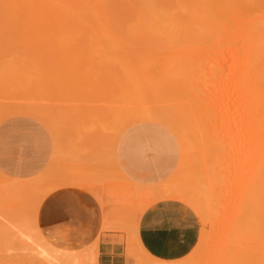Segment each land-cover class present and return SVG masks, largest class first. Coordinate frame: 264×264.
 Returning a JSON list of instances; mask_svg holds the SVG:
<instances>
[{
	"label": "rangeland",
	"instance_id": "rangeland-1",
	"mask_svg": "<svg viewBox=\"0 0 264 264\" xmlns=\"http://www.w3.org/2000/svg\"><path fill=\"white\" fill-rule=\"evenodd\" d=\"M98 1L99 2L102 1V3H100V5L102 4L101 7L103 6L102 11H103V9H105V11H104L105 13H103V15H106V12H110L107 14V15H109V17H106V19H111V20H109V24L112 25L110 27L113 29H116V31L115 30L114 31L119 33L120 35H122V36L126 35L124 33L129 31V30H126V27L132 26V25H130L131 24L130 21L132 19V14H131L130 10H128V11L125 10V9H127L126 7H129L128 4L125 2H131V1L130 0L129 1H126V0H98ZM153 1L155 3H156V1L158 3L160 2L159 4L156 3L157 4L156 9L162 7V9L166 10L169 8V10L162 11V12L172 11V13L174 14L175 11L173 8H175V7L172 8V6H176L178 8V12L176 11L177 14H175L176 15L175 17L176 18H177V16H179V18L183 17L182 19H186L185 17H188L187 18L188 20H192V19H190V18H192L190 16L192 15L191 13H194L195 12L194 10L197 8V6L194 7L195 5L198 4L199 6L200 5L202 6L205 4L206 6L207 5L214 6L213 3L216 2V0L214 2H212L213 0H198V1H204V4H199L197 2L194 3L197 0H192L190 2H188V0H177V1H183L184 4L181 3L183 5V6H181V5H178V2L176 0H153ZM206 1H210V4H209V2H207L208 3L207 4ZM43 2L46 4H44ZM119 2L120 3L124 2L122 4L123 6ZM93 3H94V0H43V1L42 0H0V70L4 74L6 71L8 75L7 74H5V75L11 77V78L7 77V80H8L7 81L5 79L6 77H4L5 76L4 74H3V76H1L2 73L0 71V76H1L0 80L2 81L4 79L3 83L0 82V87H1L0 88V98H1L0 99V106L3 105V107H6V109L4 108L5 110L3 109L2 106L0 107V111L2 114V115L0 114L1 115L0 116V122L3 121V119H5V117H6V119H9L10 121H12L13 129L11 130L10 133H13V132L15 133V132H17L16 130L22 131V136L24 138L26 137L28 139L27 150H29V152L27 151V153H28L27 155L32 156L33 162L35 161V159H37L38 164H39V168L37 167L36 169H32V168L28 169L29 171H32V175L30 177L16 178L11 183L5 182V185L12 188L13 191L11 192L10 195H5L2 197L0 196L1 199L4 200V204H9L10 202L21 204V206L24 208V211L22 213H25L26 217H21V218L18 217L17 218L15 215L14 217L12 216L13 218L11 217V219L7 218L8 214L11 216V214L13 213V210H10V211H7L6 213L0 214V224H1L0 225V264H98V246H97L98 239H96L93 243H91L88 247H86L84 249L75 250V251H72V250L71 251H65V250H61L59 248H56V247L52 246L51 244L47 245L45 243V239L40 237L41 234L38 231L37 223H36L37 209H38L39 204L41 203L40 199H42L46 196L45 193L51 192L54 189H57V188L62 187V186L80 187L82 189L87 190L88 192L92 193L95 196V198L97 199L98 203L100 204V207H101L102 212H103V226L106 224H108L110 226L104 230L114 231V232L120 233V239L122 240V242L125 245V254H126L127 258H128V254H127L128 248L130 247L133 249V252H134L133 256H132L133 258L131 257V259H133V264H164V261H159V260L151 257L141 247L139 240H138V237H137L138 215H139V213H142L151 204H153L157 201L171 199V200H177V201H180V202L186 204L188 207H190L194 211V213L196 212L195 213L196 216H199L198 219H200V217L204 218L205 211L203 209L199 208L198 193L194 192V190L196 189V187H195L196 185L201 187V189L203 188L205 190V192L207 191L205 194L207 196V199H206V196L204 195V199H200V200H202L204 202V204L207 206V208L210 211L209 215H211V216H209L210 218L208 219V221L206 220V222L199 220V222H200V236H199L198 242H197L196 246L194 247V249L185 258H186V260H188L194 264H223V262L226 261L229 256H232V254H230L231 241L229 239V232H230V223H232V221H233L235 210L237 208V203L235 201H232V199L234 200V198H235L234 193H233L234 188H233V186H231L230 184L227 183V181L225 180L226 179L225 176H221L219 178V180L217 182V183H220L219 188H214V185H211V186L208 185V184H210L211 181L205 180V178L201 174H200L201 175L200 177H195V176L191 175V178H194L193 179L194 181L189 177L190 174L188 175L185 172L187 170L186 165H185L186 163H188L189 165L192 164L193 166L195 165L197 167V169H196L197 171H199V170L201 171V169H202L201 168L202 162L200 163L199 160H197V155H199V156L202 155V152H200L201 150H199V149H201V147H200L201 144L200 143L198 144V150H199L198 154L194 155L195 153H193V151L197 149V148H195V147H197V145H194L197 142L192 143V141L194 142V140H193L194 138L192 139V141L189 140L190 141L189 145L191 148L189 147L188 148L189 151H186L187 153L184 155L183 152L181 151L180 142L178 141L175 133L171 129H169L166 125H164L163 123H160L158 121H147L145 124H142V123L140 124V123H137L134 121V117L133 118L130 117V119L132 118L130 121L133 120V122H131L132 124H129L126 126L127 120L126 121H119V120L123 119V118H121L122 116L124 117L126 115H127L126 118L129 119L128 114H130V111L126 108L121 110L122 106L125 104L123 101L121 102L119 100L120 97L118 94L121 92L120 90H122V89L119 90V88H121V86L118 87V85L115 84L116 86L113 85V87L116 90H114V89L112 90V89H109L110 87H108V86L102 87L99 85H92V86L88 87V84H87L88 88L95 87L96 91H99L98 89H100V90L102 89V92H107V93L102 94L101 92L94 91V92L90 93V95H89L88 92H90L91 90L88 89V90H85L86 91L85 93H87L88 95H81V92L83 93L84 91H80L78 89H77V91H75L74 89H72V88H74V85L71 84V81H73L71 77H77L78 75H75V74L77 73L76 71H78L77 74H80L79 75L80 79L78 76L77 80H74V81L79 82L80 80H82L81 78L84 79V77L86 78L89 75L86 74V72L84 74H86L87 76L82 75L81 74L82 72L79 73L80 71L77 68L78 67L80 68V66L82 67L81 60H76V59H73V57H69V56H67V57H69V59L72 58L73 60L71 59L69 61L68 60L66 61L65 59L67 57H64L62 55L64 60L59 61V63H61V65H62L61 68L63 69L64 67L66 68L69 66L70 68L71 67L75 68L76 73L74 72V70H71L70 72H69V70L64 71V69L59 70L61 68H59L60 65L58 64L59 66L56 65V69L52 68V70L54 72L50 69L51 70L50 74L54 73L57 75V77H53L54 74H52L53 76L51 75L54 79L56 78V80L54 82L52 80L47 81V82L48 83L49 82L54 83V84L51 83L53 86L61 83V84H59L60 86L58 85V88H60V89L62 88V91L59 90V92H61L60 94L62 95V98L64 99V98H66V96L67 97L71 96V97H69L70 99H65L66 100V101L64 100L65 102L64 101H61V102L58 101L57 102L56 100H54L51 97L52 98L51 100L52 101L54 100L55 102H49V99H50L49 92L51 91L50 90L51 88L48 87L49 88L48 90L45 89V90H42L41 92H39L42 94L41 97H42L43 102H42V100L40 101L41 97H38L40 94L35 95L38 93V91H37V93L36 92L34 93L32 91L34 93L35 98L33 96H31L32 100L30 98L29 102L26 101L28 99L26 97H28V95L30 97V94H31L30 91L35 89V88H33V89L31 88V90L29 91V89L27 87V90L30 93H28V95L25 94L28 92V91L25 92L26 90H24L26 87L25 81L27 83V81L30 80L29 79L30 76L31 77L34 76V79H35V76H37L36 74L40 75V77L43 76V79H45V81H46V76L47 77L50 76V75L48 76L49 73L46 69L50 68L51 66L55 67V64H51V62L56 63L58 60V59L56 60L54 58V60H56V62L52 61V59H53L52 57H56L59 55L58 53L62 52V51L57 49V48H59L58 45H56L55 43H51L52 41H54V42L56 41L53 38L54 37H60L63 34L65 36H67V35L69 36L70 34L75 33V32L70 33L69 31L71 29H73L71 27L73 24L76 25V23L73 22V20H72L73 18L70 17V15H67L68 12L65 11L64 9L69 8L68 10L70 13L80 14L81 16H83V18L85 17L84 19L82 18L83 20H85L83 22L88 23V20L90 18H93L90 20H94V17H89V16H94L93 15ZM201 3H203V2H201ZM185 4L188 6H185ZM116 5H117V7H116ZM159 5H162V6H159ZM189 5H190L191 9H190ZM205 5H204V7H205ZM215 5H216V3H215ZM152 6H154V4H152ZM152 6L148 5V7H147L146 12H150V14H152V15H149V18L152 16H156L158 13L159 14L158 16L159 17L161 16L160 19L163 18L162 21L158 19L159 17L156 18L157 16L152 17L151 19L157 20V21L159 20L160 21V22L158 21L159 24L161 22L163 23L164 18L167 15H164V16L160 15L161 12L160 11L156 12L154 10V8H152ZM180 6H181V8H183L184 6L187 7L186 9L188 10V12L185 13V15H182V11L186 12L185 11L186 9L184 8L182 10V9H180ZM209 6H208V8H209ZM212 6H210L209 9L212 12H214V9H212L213 8ZM123 7H125V8H123ZM214 7H216V6H214ZM122 8L124 11L122 10ZM113 10H115V11H113ZM256 10H258V9L256 8ZM118 11L120 13H117ZM191 11H193V12H191ZM196 11H198V10H196ZM216 11H217V9H215V12ZM114 12L116 14H114ZM126 12H128L130 16H128L127 15L128 13H126ZM184 12H183V14H184ZM212 12H210V14H212ZM154 13H155V15H154ZM188 13H189V16H186V14H188ZM55 14L60 15V16L59 17L55 16ZM168 14L172 15L171 13H168ZM62 15L64 17L66 16L67 18L62 17ZM122 15H123V17H122ZM86 16H87V18H86ZM179 18H177V19H179ZM182 19H179V20H182ZM188 20H186V21L184 20L185 22H188V24H185V27L187 25L190 26V23H192L191 27L194 30V28L197 26V23L194 22V20L192 22H190ZM184 21H183V23H184ZM84 23H82V25L84 26L83 28H81V26H80V27H77L79 29H77V28H75V29H77V30L83 29L80 31V33L82 31L83 32L86 31L85 34L88 31V30L84 29L85 27H87V29L90 28L93 30H97L99 28L100 30H102V28L100 26L94 27L93 26L94 22L91 23L92 25L89 23L91 25V27L88 26V24L86 25ZM123 23H127V24H123ZM60 24L63 27H59ZM95 24H97V23H95ZM113 25L115 27H113ZM126 25H130V26H126ZM58 28H61V30H63V31H60V29H58ZM131 29H132V27H131ZM185 29L189 30V27L187 26ZM40 30H42V31H40ZM65 30L68 31L67 35H66L67 31H65ZM74 30H72V31H74ZM133 30L135 32V29H133ZM188 30H186V31L188 32ZM130 31H132V30H130ZM166 31H168V30H166ZM169 31H174V29L169 30ZM179 31H183V30H179ZM186 31H185V33H186ZM190 31H191V29H190ZM92 32H94V31H92ZM129 32L127 33L128 35H126V36H133V34L130 35ZM158 32L159 31H156L157 34H159ZM162 32H164V31H162ZM41 33L44 37L41 35ZM50 33H51V35H50ZM96 33H98V32H96ZM172 33H174V32H172ZM181 33H183V32H181ZM44 34L46 35L47 38L45 37ZM55 34H57V35H55ZM92 34L93 35L89 34V35H91L90 37L88 36L90 40H84V38H87V37L82 36L83 38H81V39L79 38L81 40V42L79 44H76L75 46H71L73 44H70V46H69L70 48L76 49V50L78 49L77 52L82 53L81 56L78 57L79 59L83 60L84 58H86L83 56L87 55V57H88V54H91L90 51H88V48L94 54L97 52V49L95 52V49H92L93 46L90 45L89 43H92L94 45L96 42L94 40L95 39L98 41L102 40L103 38H101V37H103V35L100 34V36H98L99 34H97V35L95 33H92ZM174 34H176V33H174ZM38 35H41L43 39L41 38V36H38ZM58 35H60V36H58ZM82 35H84V34H82ZM113 35H115V33H113ZM178 35H181V34H178ZM178 35H177L176 39L179 38ZM37 36H38V38H37ZM122 36H120V37H122ZM161 36H163V35H161ZM39 37H40V39H39ZM107 37L108 36H106V37L104 36V38H107ZM117 37L120 38L119 36H117ZM174 37H175V35H174ZM186 37H189V36H186ZM36 38H37V40H36ZM45 38H46V40H45ZM61 38H63V37H61ZM69 38H71V37L69 36ZM93 38H95V39H93ZM127 38L128 39L131 38L132 41L135 39L133 37H127ZM165 38H167V37H165ZM30 39H34V40H32L30 42ZM120 39L123 41V38H120ZM155 39L157 40L158 38H155ZM155 39L153 41H155ZM185 39L187 40V38H184V35H182V38L179 41L183 42V40H185ZM209 39H211V38H209V36H207L206 38L203 39L204 40L203 42L209 43L210 42ZM63 40H67V39H65V37H64ZM77 40H78V38H77ZM142 40H144V39H142ZM167 40H169V39H167ZM57 41H59V40H57ZM104 41H105V39L102 40V42H100V44L104 43ZM134 41H136V40H134ZM169 41L172 42V41H174V39L169 40ZM147 42H149V41H147ZM28 43H30V44H28ZM128 43H127V41H125L124 45L126 46ZM135 43L140 44L143 42L136 41ZM196 43H197V41H196ZM196 43H194V44L198 45ZM201 43H202V41H201ZM53 44L55 46H53ZM151 44H153V43H151ZM156 44H158V43H156ZM190 44H187V45H190ZM66 45H68V44H66ZM108 45H110V44H108ZM111 45H113V44H111ZM115 45H117V44H115ZM131 45L135 46L133 44H131ZM146 45H147V43H146ZM180 45H182V44H180ZM187 45H183V47H185ZM96 46H98V45H96ZM136 46L140 47L138 44H136ZM142 46H144V45H142ZM66 47H68V46H66ZM102 47H104L103 48L104 50L106 48H109L106 46H102ZM102 47L100 46L98 48L101 49ZM116 47H119V46H116ZM116 47L114 46V50ZM126 47H128V46H126ZM148 47H150V46L148 45ZM175 47H178V46H175ZM128 48H130V47H128ZM153 48L151 47L152 50H154ZM65 49L68 50V48H63L62 50L66 51ZM122 49H123V47H122ZM122 49H121V51H123ZM76 50H75V53L77 54ZM139 50L141 51V49H138V52H139L138 54H140ZM38 51H39V53H38ZM158 51H160V50H158ZM118 52H120V51H118ZM118 52L114 51V53H118ZM132 52H134V51H132ZM141 52H143V51H141ZM147 52L145 51V53H147ZM33 53H34V55H33ZM75 53L72 52V55H74V57H76ZM148 53H150V52H148ZM155 53H158V52H155ZM44 54H46L47 56ZM67 54H69V53H67ZM97 54H100V52ZM103 54H105V53L103 52ZM109 54H107L109 56L108 57L109 59L112 60V59L116 58V56L113 57V54H111V53H109ZM123 54L129 55L131 53L130 52L128 53V51H126V53H122V54L120 53V55H123ZM49 55L51 57L50 58L51 60H48ZM78 55H80V54H78ZM107 55L105 54L104 58H107L106 57ZM157 55L158 54H156V56ZM165 55H167V53H165ZM158 56L162 57L161 54ZM62 57L60 58L61 60L63 59ZM150 57H152V56L150 55ZM166 57L167 56H165L163 58L166 59ZM152 58H150V60ZM155 58H157V57H155ZM36 59H40V60H36ZM92 59L95 61L98 58H96V59L92 58ZM100 59H101V57H100ZM100 59H98L99 61H97V65H95L96 63H94V66H100V65H98V62H101ZM102 59H103V57H102ZM127 59H128L127 60V63H128L129 58H127ZM131 59H132V57H131ZM165 59L161 60L159 58V60H161L160 61L161 63H162V61H165ZM29 60H30V63H29ZM125 60H122V61H125ZM159 60H157L156 62L158 63ZM169 60H171V59H169ZM24 61H26L27 63L26 62L24 63ZM43 61H45L46 63ZM49 61H51V62L49 63ZM65 61L67 63L70 62V64H72V65L68 64V66H67V63H63ZM73 61L74 62L78 61L77 64L80 62L78 64V67H76L73 63H71ZM119 61L122 62L121 60H119ZM160 62H159V64H161ZM90 63L93 64V62H91V61H90ZM106 63H108V62H106ZM151 63H153V61H151ZM48 64H50V66ZM121 64L122 63H120L119 65H121ZM123 64H125V62H123ZM132 64H134V63H132ZM159 64H157L156 66L155 65H153V66L157 67ZM13 65H14V67H13ZM83 65L89 66V64H86V63ZM150 65H152V64H150ZM32 66H33V68H32ZM105 66L108 67V65H105ZM115 66H118V65H115ZM135 66H138V65L135 64ZM2 67H6V68L11 67L10 69L8 68L10 70V72L11 71L13 72V70H14V71H17V73L20 72V70H21L19 67L26 69V70H28L27 67H30L29 70L32 68V70H34L36 72V74H33V75L29 74L30 75L29 78L25 76L26 78H28V80H25V77H24V80H25V81L23 80L24 82L23 81L18 82V79L21 77V76H19V73L17 74L15 72V74H14V72L13 73L11 72L9 74L8 73L9 70L7 69L8 70L7 71L6 69H4L5 70L4 71ZM113 67L114 66L111 64L110 68H113ZM127 67L132 68L128 65H127ZM158 67H159L158 69H161L160 65ZM97 68L98 67L93 68V66H92L89 69L90 73L95 71ZM133 68H135V67H133ZM11 69H13V70H11ZM80 69H82V68H80ZM84 69H86V68H83V70ZM107 69L109 71V68H107ZM113 69H115V68H113ZM113 69H111V71H113ZM155 69H157V68H155ZM57 71H61V72H59L61 75L60 77H59V75H58L59 73ZM105 71H107V70H105ZM153 71H155V70H153ZM158 71H160V70H158ZM22 72L23 71H21V73H20L21 75H22ZM124 72H122V73H124ZM151 72H152V70H151ZM27 73H31V71L27 72ZM87 73H88V71H87ZM97 73L99 74V72H97ZM102 73H104V72H102ZM102 73H100L99 75H102ZM156 73L157 72H155V74ZM107 74H111V73H107ZM159 74H161V72H159ZM92 75H94V74H92ZM117 75H119V73L116 74V76ZM17 76H19V78H17ZM44 76H45V78H44ZM104 76H107V75H102V76H98V77L104 78ZM116 76H114V77H116ZM152 76H154V75H152ZM61 77L63 80L61 79ZM108 77H110V75L104 79L102 78L106 84H110V83H107V81H106V80H108ZM121 77H124V76H121ZM156 77H158V76H156ZM160 78H162V77L160 76ZM40 79L43 80L42 78H40ZM66 79L71 80V81H67ZM118 79H120V78H118ZM118 79H116V81ZM123 79L126 80L127 78L126 77L121 78V80H123ZM41 80H39V83ZM88 80H92V77H90V79L87 78V81ZM111 80H113V79H111ZM45 81H43V83ZM60 81H62V82H60ZM98 81H101V80H98ZM98 81L96 80V82H98ZM7 82H9V83H7ZM96 82H93V83L96 84ZM21 83H23V84H21ZM35 83H38V82H35ZM35 83L32 82V84H34L33 87L35 86ZM43 83L41 82V85H43ZM72 83H74V82H72ZM80 83L83 84V82H81V81H80ZM111 83L114 84L113 82H111ZM117 83H119V81H117ZM44 84H47V83H44ZM76 84H78V83H75V86H76ZM102 84H104V83H102ZM112 84H110V85H112ZM13 85H16V86H14L15 89L12 91V93H13L12 94L11 90L13 87H11V86H13ZM37 85H40V84H37ZM80 85L78 86L79 88H84V87H82V85L81 86ZM120 85H123V83ZM124 85H126V84H124ZM29 86H30V84H29ZM46 86L47 85H45V87ZM8 87L11 90H9ZM40 87L42 88L44 86H40ZM55 88H57V86ZM6 89H8L10 91V93ZM66 89H68V90H66ZM127 89L130 90L129 88H127ZM82 90H84V89H82ZM44 91L45 92L48 91V95H47V92L45 93ZM78 91H80V92H78ZM52 92H54L53 89H52ZM114 92H116V93H114ZM122 94L126 95L125 93H122ZM46 95H47V97H45ZM61 95H59V96H61ZM105 95L107 97H109V96L113 97L112 99L116 100V102H118L122 105H117V104L113 103L115 101L112 102V100L108 98L110 100V105H111V106L109 105V107L113 108L115 106L116 110L107 108L106 106L108 105V102H107V101H109L108 99L104 100L103 102H99L100 100H102V98ZM73 96H74V99L77 98V100H74V102H71L72 101L71 99ZM81 96L84 97V99L79 100L78 98H80ZM88 96H91V99L97 98L99 101L98 100H90L92 102L86 101L87 99L85 97H88ZM3 97L5 99H3ZM12 97H14V98H12ZM57 97H58V95H57ZM22 99H24V100H22ZM10 100H12V102ZM68 101H70V102L68 103ZM94 101L98 102L99 103L98 105H100L102 109L101 108L97 109L100 106L98 107L97 103ZM62 102H64V103H62ZM150 102L152 103L154 101L150 100ZM160 102H162V101H160ZM20 103H21V105H20ZM42 103H43V105H42ZM57 103H58V105H59V103H60V105H62V104L63 105L62 106L59 105V107H58ZM154 103L158 104L157 102H154ZM24 104L25 105L27 104V108H23V107H25ZM64 104H66V105H64ZM159 104H162V103H159ZM28 105H30V106H28ZM31 105H33V106H31ZM53 105H55V106H53ZM67 105H69V106L72 105V107H75L76 109H77V107L80 106V109L78 108L79 110H76L75 108H73V109L70 107L66 108L65 106H67ZM104 105L109 110H105L104 109L105 107H103ZM119 106H121V107H119ZM7 107H8V109H7ZM17 107H19V108H17ZM55 107H58V108H55ZM117 107H119V110L121 112H123L121 114V116H120V113H118L117 114L118 117L115 114L118 112ZM22 108H23V110H26L27 113H26V111H23ZM17 109H19L21 111H19ZM6 110H8L9 112H7V113L11 114V115H7ZM111 110H113V111H111ZM20 112H22V113H20ZM23 112H25L26 114H24ZM29 112H30V114H29ZM63 112H64V114H63ZM79 112L81 113L80 115H79ZM101 112H103L104 114H102ZM35 113H37V114H35ZM33 114H35V117ZM109 114H112V115H109ZM77 115H79L80 117H77ZM8 116H10V117H8ZM24 116L31 117V118L39 121L47 129V131L49 132V134L52 138V158H51V161L48 163V165H43L45 162V159L47 158L46 156H47V148H48V138H47L46 132L44 131V129L40 125L37 127L36 126L30 127L29 128V135H31V138H30V136L25 133V130H26L25 119L26 118ZM36 116H37V118H36ZM38 117L41 119H39ZM76 118H77V121L75 120ZM98 118H102V119H98ZM112 118H114V119H112ZM87 119H90V120H88L89 122L87 121ZM130 121H128V122H130ZM65 122H67V123H65ZM78 122H80V123H78ZM50 123H52L54 125L52 126V125H50ZM92 124L94 126H92ZM148 124H150L154 127V128H152L153 130L150 129V131L153 132V131H158V130H164L165 132H168L171 135V137L174 139V141L176 142L177 160H178L177 164H176L173 172L171 173V175L164 182H160L157 184H155V182H157L159 179H161L163 177V175H165L167 173V171H168L167 166L162 167V169H157L158 167L155 169V165H153V167L149 166V164H148L149 162H147V158H146V155L144 153H146V151H148V150L157 152L158 151L157 146L162 147L165 150L171 151L172 145L169 142V140H167L166 138H163V139L160 138V139H158V141H154L153 143L150 141L149 143L146 142L144 144L142 143L140 145H134L133 149H131L129 147V143H132V142L135 143V140H137V138L141 136L140 135V133H141L140 127H148ZM183 124L189 128V125L187 123L183 122ZM99 125H101V126H99ZM135 125H138V129L136 128L131 132H126L127 134L124 133L126 130L134 127ZM95 129H97V130H95ZM71 132H73V133H71ZM91 132H93V133H91ZM123 133H124V135H122ZM121 135H122V137H121ZM54 136L56 138H58V139L60 138V139L56 140ZM39 138H40V140H39ZM97 138H100L101 140L97 139ZM119 138H120V140H119ZM197 141H198V139H197ZM112 142L115 144V146L113 145ZM39 143H41V144H39ZM31 145H33V147ZM207 145H209V143H207ZM38 148H39V150H38ZM43 149H44V151L41 152L40 150H43ZM39 151H40V153H39ZM207 151L209 153H211L210 148H208ZM194 156H196V157H194ZM115 159H120V160H122V162L121 163L116 162ZM156 160L157 159L155 158V161ZM41 164H42V166H41ZM49 164H50V166H49ZM132 168H134L138 171L139 170L141 171L143 169V170H145L146 173L143 175L142 174L138 175L135 172H132ZM39 171H45L47 173L50 172L52 174V176H48V175L44 176ZM188 173H190V172H188ZM12 178L13 177H10L9 179H12ZM9 179H7L5 177V180L8 181ZM186 182L187 183L192 182V183L186 184ZM193 182H195V184H193ZM197 182L199 184H197ZM191 187H194V190H192ZM26 188L28 189V192H30L31 194H34L35 198L40 200L36 205L34 203H32V201H29V200L26 201V199L23 198V195H25V192L27 193V191H25ZM189 189L192 192H190ZM149 192L153 193V197H151V196L149 197V195H148ZM195 193H197V194H195ZM6 196H8V197H6ZM33 205H35V206H33ZM200 215H202L203 217ZM6 221L8 222V224ZM128 241L130 243H128ZM62 251L64 253H61Z\"/></svg>",
	"mask_w": 264,
	"mask_h": 264
},
{
	"label": "bare ground",
	"instance_id": "bare-ground-1",
	"mask_svg": "<svg viewBox=\"0 0 264 264\" xmlns=\"http://www.w3.org/2000/svg\"><path fill=\"white\" fill-rule=\"evenodd\" d=\"M126 1H129V0H126ZM130 1L131 2H125L129 6V7H126L127 9H125V10L131 11L132 19L130 21L131 22L130 25H132V26L126 25V26H130V27H126V30H129V31L132 30L133 32L132 31H130V32L124 31L125 32L124 34L128 35L127 33L129 32V34L130 35L133 34V36H126V35L122 36L119 33L115 32L116 29H113L110 27V26H112L109 24V20H111V19H106V17H109V15H107V14L110 12H106V15H103V13H105L104 12L105 9H103V11H102L103 6L101 7L102 4L100 5V3H102V1L99 2L98 0H94V3H93V15L94 16H89V17H94V20H90V19H93V18H90L88 20V23L83 22V21H85V20H83L85 17L83 18V16H81L80 14L70 13L68 10L69 8L64 9L65 11L68 12L67 15H70V17L73 18L72 19L73 22L76 23V25L75 24L72 25L71 28H73V29H71L69 31L70 33L71 32H75V33L74 34L69 33L70 34L69 36L71 37V38H69V36L67 35L68 31L65 30V31H67V33H66L67 36H65L64 34L62 36L58 35L60 37H54L53 38L54 40H56L55 42L50 41L51 43H55L56 45H58L59 48L61 47L60 49L59 48H57V49L62 51V52L58 53L59 54L58 56L55 55L56 57H52L53 58L52 61L56 62V60L58 59L56 63L49 61V63L51 62V64H55V67L51 66L50 68L46 69L49 73L48 76L49 75L50 76L49 77L46 76V81H45V79H43V76L40 77V75L36 74V72L34 70H32L33 66L30 70H29L30 67H27L28 70L19 67L21 70L18 73H19V76H21V77L19 78V76H17V78H19L18 82L23 81L25 76L29 78V76L31 74L37 75V76H35V79H34V76H32V77L30 76V78H29L30 80H28V78L25 77V80H28L27 83L24 80L25 86H26L24 89V90H26L25 92L28 91L27 87H28L29 91L31 90V88L32 89L35 88V89L30 91L31 92L30 97L28 95V93H30L29 91L27 93H25L28 95V97H26V98H28L26 101L29 102L30 98L32 100L31 96H33L35 98L34 93L35 92L37 93V91H38V93L35 95L40 94L38 97H41L42 94L39 92H41L42 90H45V89L48 90L49 88H51L50 92L52 94L53 93L55 94V95L54 94L52 95L49 92V97H50L49 102H55L54 100H56L57 102L58 101L61 102V101H64L65 99H70L69 97H71V96H69V97L66 96V98H64V99L62 98V95L60 94L61 92H59V90L62 91V88L61 89L58 88V85L61 83L53 86L52 84H54V83L51 82L52 83L51 84L50 82L49 83L47 82V81H51V80L54 82L56 80V78L54 79L53 77H57V75L54 73L50 74V72H51L52 68L56 69V65L57 66L60 65L59 68H61L62 65H61V63H59V61L64 60L62 55L64 57L69 56V57H73V59L81 60L82 67L80 66V68H82V69H80L78 67V64L80 62L78 64H77L78 61L77 62L73 61L71 63H73L76 67H78L77 69H79V71H80L79 73L82 72L81 74L84 76H87L86 74L89 75L86 78L84 77V79L81 78L82 80H80V81L83 82V84H81L80 81L79 82L74 81V80H77V78L80 74H77L78 71H76L77 73L75 72V68H72V67L70 68L68 66V64L69 65H72V64H70V62L67 63L66 61L67 60L69 61L72 58L69 59V57H67L68 59L66 58L65 59L66 61L63 62V63H67V66H68V67H66L67 69L63 66L64 71L69 70V72H70L71 70H74V72L76 73L75 75H78L77 77H71L73 81L67 80V79L66 80L71 81V84L74 85V88H72V89H74L75 91H77V89L80 91H84L83 93L81 92V95H88L87 93H85L86 92L85 90H88V89L91 90L90 92H88L89 95H90V93L96 91L95 87H93L94 89L88 88L89 86H92V85H99L102 87L108 86V87H110L109 89H112V90L114 89L113 85L116 86L115 84H117L118 87L121 86V88H119V90L122 89V90H120L121 94L120 93L118 94L120 97L119 100L121 102L123 101L125 103L122 106L121 110L126 108L130 111V114H128L129 119L126 118V116H127L126 115L124 117L122 116L121 118H123V119H121L119 121H126L127 120L126 121L127 122L126 126H127L129 124H132L131 122H133V120L132 121H130V120L134 117V121L137 123H140V124L141 123L145 124L147 121H158L160 123H163L164 125H166L169 129H171L175 133L178 141L180 142L181 151L183 152L184 155L187 153L186 151H189L188 150V148L190 147V145H189L190 141L189 140L192 141V139L194 138L193 139L194 142L192 141V143L197 142L196 144H194V145H197V147L194 146L197 149L194 150L193 153H195L194 155H196V154H198V151L201 150L200 152H202V155L201 156L197 155V160H199L200 163L202 162V167H201L202 169H201V171L200 170L197 171L196 170L197 167L195 165L194 166L192 164L189 165L188 163L185 162L186 163L185 165L187 168V170L185 172L188 175L190 174L189 177L191 178V175L195 176V177H200L202 175L205 178V180L212 182V183L210 182V184H208V185H210V186L214 185V188H219L220 183H217V182L221 176H225V178H226L225 180L227 181V183L230 184L231 186H233V188H234L233 193H234L235 198H234V200L232 199V201H235L237 203V208L235 210L233 221H232V223H230V232H229V239L231 241L230 254H232V256H229L227 258V260L223 262V264H264V0H216V2H215L216 5H215V3H213V5L216 7L210 5L213 7L212 9H214V12H212L209 9L210 8L209 5L206 6L204 4V1H198V0L195 2L193 1L194 3L197 2L199 4H204L206 8L204 7V5H202L203 7L201 5L199 6L198 4L195 5L194 7L197 6V8L194 10L195 11L194 13H191L192 15L190 17H192V18L189 17L192 20H188L187 19L188 17H185L186 19H182L183 17L179 18V16H177V18L182 19V20L177 19L175 17L176 16L175 14H177V12H178V8L176 6H172V8L175 7V8H173L175 11V13L173 14L172 11L162 12V11L169 10V8L166 10L162 9V7L156 9V5H157L156 3H158L157 1H156V3L153 0H134V1L130 0ZM190 1H192V0H188V2H190ZM214 1L215 0H213L212 2H214ZM177 2H178V5L183 6L181 4V3H183V1H177ZM201 2H203V3H201ZM207 2H209V4H210V1H206V3ZM123 3H120V4L122 5ZM44 4H46V3H44ZM152 4H154V6H152ZM148 5L152 6V8H154V10L156 12L160 11L161 12L160 15H163V16L167 15L165 17L166 19L164 18L163 23L161 22L159 24V22H160L159 20L162 21L163 18L160 19L161 16L159 17L158 13L156 15L157 17L156 16H152V17H156V18L159 17L158 18L159 22L157 20L151 19L152 17L149 18V15H152V14H150V12H146ZM159 6H162V5H159ZM181 6H180V9L183 10L184 8L186 9L187 7H185V6H188V5L185 4V6L183 8H181ZM208 6H209V8H208ZM116 7H117V5H116ZM189 7H190V5H189ZM123 8H125V7H123ZM123 8H122V10H123ZM256 8L258 10H256ZM190 9H191V7H190ZM215 9H217L216 12H215ZM115 10H113V11H115ZM196 10H198V11H196ZM185 11L186 12L182 11V15H185V13L188 12L187 9ZM183 12H184V14H183ZM191 12H193V11H191ZM210 12H212V14H210ZM117 13H120V12L118 11ZM126 13H128V12H126ZM168 13H171L172 15H170ZM114 14H116V13L114 12ZM127 15L130 16L129 13ZM154 15H155V13H154ZM55 16L59 17L60 15L55 14ZM186 16H189V13L186 14ZM62 17H64V16L62 15ZM122 17H123V15H122ZM86 18H87V16H86ZM184 20L185 21L188 20L190 22H192L194 20V22L197 23V26L193 30V28L191 27L192 23H190V26L187 25L189 27V30L185 29L187 27V26L185 27V24H188V22H185ZM183 21H184V23H183ZM93 22H94V24H93L94 27L100 26L102 28V30H100L99 28L98 29L96 28L97 30H93L90 28L87 29V27H85L84 29L88 30V31L86 34H85L86 31H84V32L82 31L81 33L84 35H82L80 33V31L83 29L77 30V29H79L77 27H80V26H81V28L84 27L82 25V23H84L86 25L88 24V26L91 27V25H92L91 23H93ZM95 23H97V24H95ZM123 24H127V23H123ZM59 27H63V26H61V24H60ZM113 27H115V26L113 25ZM131 27H132V29H131ZM75 28H77V29H75ZM58 29H60V31H63V30H61V28H58ZM133 29H135V32ZM172 29H174V31H169ZM190 29H191V31H190ZM72 30H74V31H72ZM161 30L164 32H162ZM166 30H168V31H166ZM179 30H183V31H179ZM186 30H188V32ZM40 31H42V30H40ZM92 31H94V32H92ZM156 31H159L158 32L159 34H157ZM185 31H186V33H185ZM96 32H98V33H96ZM172 32H174L176 34H174ZM181 32H183V33H181ZM92 33H95L96 35L99 34L98 36H100V34L103 35V37H101V38H103L102 40L105 39V41H104V43H101L102 44L101 45L100 42H102V40L98 41L95 38H93V39H95L94 41H96L95 44L94 45L92 43H89V44L93 46L92 49H95V52L97 49V52L94 54L88 48V51H90L91 54H88V57H87V55L83 56V57H86L83 60L79 59L78 57L81 56L82 53L81 52L78 53L77 52L78 49L77 50L72 49L69 46H70V44H73L71 46H75L76 44H79L81 42L80 39L83 38L82 36L87 37V38H84V40H90L89 37L91 35H93ZM113 33H115V35H113ZM177 33L181 34V35H178ZM89 34H91V35H89ZM41 35H42V33H41ZM41 35H38V36H41ZM50 35H51V33H50ZM55 35H57V34H55ZM116 35L119 37L122 36L120 38H123V41L125 40V41H127V43L129 42L126 46H128L130 48L126 47L124 45L125 41L123 42ZM161 35H163V36H161ZM174 35H175V37H174ZM177 35L179 37L178 39H176ZM182 35H184V38H187V40L185 39V40H183V42L179 41V40H181ZM38 36H37V38H38ZM42 36H41V38H42ZM104 36L105 37L108 36V37L104 38ZM186 36H189V37H186ZM207 36H209V38H211V39H209L210 42L204 43L203 39L206 38ZM45 37H46V35H45ZM61 37H63V38L65 37V39H67V40H63V38H61ZM127 37H133V38H135L134 40H136L138 42H143V43H140V44L135 43L136 41H134V40L132 41L131 38L128 39ZM165 37H167V38H165ZM37 38H36V40H37ZM46 38H45V40H46ZM77 38H78V40H77ZM155 38H158V39L156 40ZM172 38L174 39V41H172V42L169 41V40H173ZM39 39H40V37H39ZM142 39H144V40H142ZM154 39H155V41H153ZM167 39H169V40H167ZM32 40H34V39H30V42ZM57 40H59V41H57ZM147 41H149V42H147ZM196 41H197V43H196ZM201 41H202V43H201ZM145 42L147 43V45ZM114 43L117 45H115ZM151 43H153V44H151ZM156 43H158V44H156ZM194 43H196L198 45H195ZM28 44H30V43H28ZM66 44H68V45H66ZM108 44H110V45H108ZM111 44H113L115 47L116 46H119V47H116L114 50V46ZM131 44H133L135 46H132ZM136 44H138L140 47L136 46ZM180 44H182V45H180ZM187 44H190V45H187ZM65 45L68 47H66ZM96 45H98V46H96ZM142 45H144V46H142ZM148 45L150 47H148ZM183 45H187V46L183 47ZM53 46H55V45L53 44ZM100 46L101 47L106 46L109 48H106L104 50L103 49L104 47H102L101 49L98 48ZM175 46H178V47H175ZM122 47H123V49H122ZM151 47L152 48L154 47L153 48L154 50H152ZM63 48H68V50L65 49L66 51H63L62 50ZM121 49L123 51H121ZM138 49H141V51H143V52H141L139 50L140 54H138L139 53ZM75 50H76L77 54L75 53ZM125 50L128 51V53L130 52L131 54H129V55L126 54L127 56L125 54H123L124 56L120 55V53L121 54L126 53ZM158 50H160V51H158ZM114 51H116V52L120 51V52L114 53ZM132 51H134V52H132ZM145 51L146 52L148 51L150 53H148V52L145 53ZM72 52L75 53L76 57H74V55H72ZM99 52H100V54H97ZM103 52L106 55L109 53L113 54V57L116 56V58H115L116 60L115 59H112V60L109 59L108 55L106 56L107 58H104L105 54H103ZM155 52H158V53H155ZM38 53H39V51H38ZM67 53H69V54H67ZM165 53H167V55H165ZM78 54H80V55H78ZM156 54H158V55L161 54L162 57H160L158 55L156 56ZM33 55H34V53H33ZM44 55H46V54H44ZM150 55L153 58L150 57ZM99 56L101 57V59ZM165 56H167L166 59L163 58ZM61 57L63 58L62 60L60 59ZM102 57H103V59H102ZM126 57L129 58L128 63H127L128 59ZM131 57L133 60L131 59ZM155 57H157V58H155ZM50 58L51 57L49 55L48 60H51ZM54 58L56 60H54ZM92 58L100 59L101 62H98V65H100V66H94V63H96L95 65H97V61H99V60L97 59L94 61ZM150 58H152V59L150 60ZM159 58L161 60L165 59V61H162V63H161L160 62L161 60H159ZM118 59L121 61L125 60V59L126 60L120 62ZM169 59H171V60H169ZM36 60H40V59H36ZM157 60H159V62L162 65L159 64V62L157 63L156 62ZM90 61L93 62V64L90 63ZM151 61H153V63H151ZM25 62L26 61H24V63ZM43 62H45V61H43ZM106 62H108V63H106ZM123 62H125V64H123ZM29 63H30V60H29ZM85 63L89 64V66L83 65ZM120 63H122V64L119 65ZM132 63H134V64H132ZM111 64L114 66L113 68H115V69L110 68ZM135 64H137L138 66H135ZM150 64H152V65H150ZM157 64H159L161 66V69H158L159 65L157 67H155ZM14 65H13V67H14ZM48 65L50 66V64H48ZM105 65H108V67ZM115 65H118V66H115ZM127 65L132 67V68L127 67ZM153 65H155V66H153ZM92 66H93V68L94 67H98V68L95 71L90 73L89 69ZM106 67L109 68V71ZM133 67H135V68H133ZM154 67L157 69H155ZM2 68H3V70L4 69L7 70L9 67H7V68L2 67ZM83 68H86V69L83 70ZM63 69L61 68L59 70H63ZM111 69H113V71H111ZM11 70H13V69H11ZM86 70L88 71V73ZM105 70H107V71H105ZM151 70L154 74L151 72ZM153 70H155V71H153ZM158 70H160V71H158ZM21 71H23L22 75L20 74ZM30 71H31V73H27ZM101 71L104 73H102ZM11 72H10V70L8 71L9 74ZM13 72H14V74H15V72L17 73V71H14V70H13ZM57 72L59 73L61 71H57ZM85 72H86V74H84ZM97 72H99V74L102 73V75H107V76L110 75V77H108V80H106V81H107V83L112 84L111 82H113L114 84H112V85L106 84L105 81H103V79L106 78L107 76H104V78L103 77L99 78L98 76H102V75H99ZM122 72H124V73H122ZM155 72H157V73L155 74ZM159 72H161V74H159ZM1 73H2V71H1ZM107 73H111V74H107ZM118 73H119V75L116 76V74H118ZM3 74L4 73H2L1 76H3ZM5 74H7L6 71H5ZM52 74H54V76ZM92 74H94V75H92ZM7 75L4 76V77H6L5 78L6 80H7V77L11 78L10 76H7ZM58 75H59V77L61 76L60 73ZM113 75L116 77H114ZM152 75H154V76H152ZM121 76H124L127 79L121 80V78H124ZM156 76H158V77H156ZM160 76L162 78H160ZM62 77H61V79H62ZM90 77H92V80L87 81V78L90 79ZM40 78H42L43 80H41ZM44 78H45V76H44ZM115 78L116 79L120 78L117 80V81H119V83H117ZM79 79H80V76H79ZM111 79H113V80H111ZM3 80L2 81L0 80V82L3 83ZM39 80H41L40 83H39ZM96 80L97 81L101 80V81L96 82ZM31 81L34 83L35 82H38V83H35V86L33 87L34 84H32ZM43 81H45L44 83H47V84H44ZM41 82L43 83V85H41ZM60 82H62V81H60ZM72 82H74V83H72ZM93 82H96V84ZM7 83H9V82H7ZM75 83H78V84H76V86H75ZM102 83H104V84H102ZM122 83H123V85H120ZM21 84H23V83H21ZM29 84L31 87L29 86ZM37 84H40V85H37ZM80 84L84 88H79L78 86ZM87 84H88V87H87ZM124 84H126V85H124ZM45 85H47V86L45 87ZM14 86H16V85L11 86V87H13L12 90L9 89V87H8V89L11 90V93L15 89ZM40 86H44L45 88L44 87L41 88ZM56 86H57V88H55ZM127 88H129L130 90H128ZM8 89H6V90L9 91ZM52 89L54 92H52ZM82 89H84V90H82ZM66 90H68V89H66ZM98 90L99 91H96V92H101L102 94L107 93V92H102V89L101 90L98 89ZM114 90H116V89H114ZM80 91H78V92H80ZM46 92L48 95V91H46ZM9 93H10V91H9ZM114 93H116V92H114ZM122 93H125L126 95H124ZM56 94L58 95V97ZM47 95L45 97H47ZM59 95H61V96H59ZM4 97H3V99H5ZM51 97L54 99L53 101L51 100L52 99ZM12 98H14V97H12ZM85 98L87 99L86 101L98 100L97 98L91 99V96H88ZM103 98H102V100H100V101L98 100V101L103 102L104 100H107L109 98L112 100V102L115 101L113 103H115L117 105H122V104L116 102V100L112 99L113 97H111V96L107 97L105 95ZM78 99L79 100L84 99V97L81 96ZM22 100H24V99H22ZM41 100H42V97L40 98V101ZM71 100H72L71 102H74V100H77V98L74 99V96H73ZM150 100L157 102L158 104H155L154 102H152L153 103L152 104L150 102ZM10 101L12 102V100H10ZM160 101H162V102H160ZM42 102H43V100H42ZM64 102H62V103H64ZM69 102L70 101H68V103ZM90 102H92V101H90ZM94 102H96V101H94ZM107 102H108V105L106 106L107 108L115 109V106L113 108L109 107L110 100ZM96 103H97V106L99 107L100 106V105H98L99 103L98 102H96ZM159 103H162V104H159ZM20 105H21V103H20ZM42 105H43V103H42ZM57 105H58V103H57ZM59 105H60V103H59ZM59 105H58V107H59ZM62 105H60V106H62ZM64 105H66V104H64ZM1 106L3 107V105H1ZM28 106H30V105H28ZM31 106H33V105H31ZM53 106H55V105H53ZM67 106H65V107L66 108L70 107L72 109L75 108V107H72V105L71 106L67 105ZM58 107H55V108H58ZM103 107H105V105ZM106 107L104 109L109 110ZM119 107H121V106H119ZM119 107H117L118 112L115 114L117 115L118 113H120V116H121V114L123 112H121L119 110ZM4 108L6 109V107H3V109ZM17 108H19V107H17ZM23 108H27V104ZM23 108H22V110H23ZM78 108L80 109V106L77 107V109L76 108L75 109L79 110ZM100 108H101V106L97 109H100ZM7 109H8V107H7ZM17 110H19V109H17ZM19 111H21V110H19ZM23 111H26V110H23ZM111 111H113V110H111ZM7 112H9V111L6 110V113ZM20 113H22V112H20ZM23 113L26 114L27 111H26V113L25 112H23ZM101 113L104 114L103 112H101ZM0 114H1V111H0ZM29 114H30V112H29ZM35 114H37V113H35ZM35 114H33L34 117H35ZM63 114H64V112H63ZM80 114L81 113L79 112V115ZM112 114H109V115H112ZM7 115H11V114L7 113ZM79 115H77V117H80ZM8 117H10V116H8ZM117 117H118V115H117ZM130 117H132V118L130 119ZM36 118H37V116H36ZM5 119H6V117H5ZM39 119H41V118H39ZM98 119H102V118H98ZM112 119H114V118H112ZM75 120L77 121V118ZM88 120H90V119H87V121ZM128 121H130V122H128ZM183 122L187 123L189 125V128L186 127L183 124ZM65 123H67V122H65ZM78 123H80V122H78ZM50 125L53 126L54 124L50 123ZM92 126H94V125L92 124ZM99 126H101V125H99ZM95 130H97V129H95ZM93 132H91V133H93ZM71 133H73V132H71ZM55 139L57 140L58 138L55 137ZM97 139H100V138H97ZM197 139H198V141H197ZM39 140H40V138H39ZM199 143L201 144V146H200L201 149L198 150V144ZM207 143H209V145H207ZM39 144H41V143H39ZM113 145L115 146L114 143H113ZM31 146L33 147V145H31ZM157 147H158V151L155 152L156 154L157 153L158 154L159 153L169 154V152H170L168 150H165L162 147H159V146H157ZM208 148H210L211 153H209L207 151ZM38 150H39V148H38ZM27 151L29 152V150H27ZM40 151L42 152V151H44V149L40 150ZM40 151H39V153H40ZM194 157H196V156H194ZM156 159L157 160L155 161L156 162L155 169L157 167H158L157 169H162V167L167 166L166 162L162 158L157 157ZM41 166H42V164H41ZM49 166H50V164H49ZM37 167L39 168V164H37L36 166L32 165V169H36ZM39 172H41L44 176H46V175L52 176V174L50 172L49 173H47L45 171H39ZM188 172H190V173H188ZM5 177L7 179L10 178V177H7L6 175H4L3 173H0V196L1 197L5 196V195H10L11 192L13 191L12 188L5 185V182L11 183L16 179L13 177L12 179H9L8 180L9 182H8L7 180H5ZM191 179L193 180L194 178H191ZM190 183H192V182H190ZM190 183L186 182V184H190ZM193 184H195V182H193ZM197 184H199V183L197 182ZM195 187L197 190L196 189L194 190V187H191V188H192V190H194V192L198 193L199 208H201L205 211L204 218L200 217L199 220L206 222V220L208 221V219L210 218L209 216H211V215H209L210 211L207 208V206L204 204V202L200 199H204V195L206 194L207 191L205 192V190L203 188L201 189V187H199L198 185H196ZM25 191H27V193L25 192V195H23V198L26 199V201L27 200L32 201V203H34L36 205L40 200L41 201L43 200V198L40 200L35 198V195L28 192L27 188L25 189ZM189 191L192 192L190 189H189ZM48 193L49 192L45 193V195H47ZM197 193H195V194H197ZM148 195H149V197L150 196L153 197L152 192H149ZM1 197H0V214L6 213L7 211H10V210H13V213L11 214V216L8 214L7 218L11 219V217L12 216L14 217L15 215L17 218L18 217H20V218L26 217L25 213H22L24 211V208L21 206V204L11 203V202L9 204H4V200L1 199ZM6 197H8V196H6ZM206 199H207V196H206ZM35 205H33V206H35ZM200 216H202V215H200ZM197 217L199 218V216H197ZM7 224H8V222H7ZM108 227H110V226L108 224H106L103 226V229H107ZM40 237L43 238L42 235H40ZM45 243L47 245L49 244L46 240H45ZM128 243H130V242L128 241ZM97 246H98V241H97ZM61 253H64V252L62 251ZM133 253H134L133 249L129 247L127 250V254H128L129 259H131V257L133 256ZM173 257H174V255H173ZM131 260L133 261V259H131ZM164 264H194V263H191L190 261L186 260V258L184 257L183 259H180V260L175 261V262H164Z\"/></svg>",
	"mask_w": 264,
	"mask_h": 264
},
{
	"label": "crops",
	"instance_id": "crops-1",
	"mask_svg": "<svg viewBox=\"0 0 264 264\" xmlns=\"http://www.w3.org/2000/svg\"><path fill=\"white\" fill-rule=\"evenodd\" d=\"M24 117L26 134L29 135L30 127L39 125L46 132L48 148L44 165H48L52 158V138L39 121ZM136 128L138 129V125L124 133L127 134L126 132ZM152 128L154 127L150 124L148 127H140L141 136L135 143H129V147L133 149L134 145L150 141L153 143L160 138L169 140L172 145L169 154H156L150 150L144 153L149 166L156 164L157 157L162 158L167 164L168 171L155 182L157 184L164 182L171 175L178 160L176 142L171 135L164 130L152 132L150 131ZM12 129V121L9 119L0 122V173L7 177H30L32 171L28 169H31L33 164L36 166L38 161L35 159L33 162L32 156L27 155L28 139L22 136V131L10 133ZM29 136L31 138V135ZM115 160L122 162L120 159ZM132 172L138 175L146 173L143 169L138 171L134 168ZM36 223L42 237L56 248L65 251L80 250L98 239V264L133 263L125 254V245L120 239V233L103 229V212L100 204L95 196L85 189L62 186L49 192L38 206ZM199 236L198 217L190 207L180 201L160 200L138 215L139 243L144 251L159 261L175 262L183 259L194 249Z\"/></svg>",
	"mask_w": 264,
	"mask_h": 264
}]
</instances>
